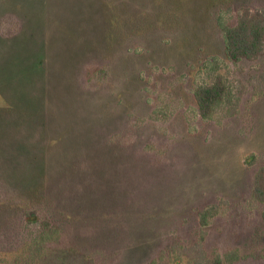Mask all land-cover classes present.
<instances>
[{
  "label": "rangeland",
  "instance_id": "1",
  "mask_svg": "<svg viewBox=\"0 0 264 264\" xmlns=\"http://www.w3.org/2000/svg\"><path fill=\"white\" fill-rule=\"evenodd\" d=\"M245 8L264 0H0V198L31 202L48 250L189 264L176 246L201 243L264 264V56L230 60L221 31ZM217 75L238 111L204 120L194 89ZM13 216L0 206V264H33Z\"/></svg>",
  "mask_w": 264,
  "mask_h": 264
},
{
  "label": "trees",
  "instance_id": "2",
  "mask_svg": "<svg viewBox=\"0 0 264 264\" xmlns=\"http://www.w3.org/2000/svg\"><path fill=\"white\" fill-rule=\"evenodd\" d=\"M221 31L223 33L225 53L230 60L234 62L243 60L255 61L264 56V9H243L237 15L236 24H221ZM17 32L18 28L16 27L15 29L12 25L10 30L6 31L4 29L2 31V37L10 39ZM194 99L201 118L213 120L223 111H225L224 114L227 117L234 116L238 111L240 96L233 93L232 85L227 78L217 75L209 82L200 84L194 89ZM50 195L46 191L37 196V199ZM5 199L6 197L4 196L0 198L2 202L0 206L4 209L10 207L11 210L13 207V222H10L8 227L12 226V230L15 229V233L19 236L18 243H21V245H17L23 249L24 258L26 256V259L28 258L33 264H98L93 256L77 248L64 247L48 250L47 244L52 239V235L48 234L49 232L46 229H41V231L37 232L32 231L33 227L31 225L35 224L37 226L38 221H32L31 215H28L27 211L28 207H30L28 204L31 202L21 199H16L17 203L3 202ZM252 199L254 202L264 203V166L255 174ZM22 203H25L23 207ZM18 209L21 210L18 211ZM219 212L218 205L197 210L200 225L207 227L210 221L219 215ZM34 218L38 219V217ZM262 219L264 221V211ZM0 227L2 226L0 225ZM17 228L21 231L18 230L16 232ZM28 228L30 231H28ZM63 230L59 226L52 229L54 234H58L57 241L64 236ZM202 240H204V237H202ZM176 247L180 254L188 259L189 264H235L239 259V255L236 252H229L224 255L217 254L214 258L209 259L201 243L192 246L178 244ZM27 251L30 253L29 257H27ZM18 262L16 260L15 264H18Z\"/></svg>",
  "mask_w": 264,
  "mask_h": 264
}]
</instances>
